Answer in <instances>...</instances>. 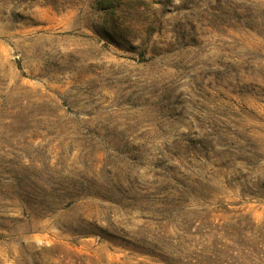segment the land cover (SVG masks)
<instances>
[{
    "label": "rangeland",
    "instance_id": "rangeland-1",
    "mask_svg": "<svg viewBox=\"0 0 264 264\" xmlns=\"http://www.w3.org/2000/svg\"><path fill=\"white\" fill-rule=\"evenodd\" d=\"M263 210L264 0H0V264H264Z\"/></svg>",
    "mask_w": 264,
    "mask_h": 264
},
{
    "label": "bare ground",
    "instance_id": "bare-ground-1",
    "mask_svg": "<svg viewBox=\"0 0 264 264\" xmlns=\"http://www.w3.org/2000/svg\"><path fill=\"white\" fill-rule=\"evenodd\" d=\"M264 211V210H263ZM263 214V213H262ZM257 220V219H256Z\"/></svg>",
    "mask_w": 264,
    "mask_h": 264
}]
</instances>
